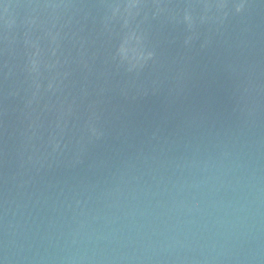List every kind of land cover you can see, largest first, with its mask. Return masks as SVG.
Here are the masks:
<instances>
[{"label":"water","instance_id":"obj_1","mask_svg":"<svg viewBox=\"0 0 264 264\" xmlns=\"http://www.w3.org/2000/svg\"><path fill=\"white\" fill-rule=\"evenodd\" d=\"M0 264H264V0H0Z\"/></svg>","mask_w":264,"mask_h":264}]
</instances>
